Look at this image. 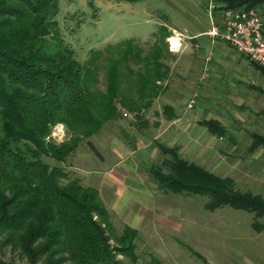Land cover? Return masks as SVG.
<instances>
[{
  "label": "trees",
  "instance_id": "obj_1",
  "mask_svg": "<svg viewBox=\"0 0 264 264\" xmlns=\"http://www.w3.org/2000/svg\"><path fill=\"white\" fill-rule=\"evenodd\" d=\"M213 1L221 13L264 5ZM58 4L0 0V264H123L118 255L136 264L138 232L124 226L117 235L98 191L67 163L123 111L146 128L144 114L168 91L164 83L175 57L170 35L159 28L147 46L129 38L90 50L82 61L60 33ZM212 124L213 135L224 138L226 130ZM57 126L69 136L58 144L51 139ZM251 139L250 152L264 147V136ZM158 148L164 159L147 174L159 190L205 198L209 212L251 214L252 229L264 231V198L183 160L177 147ZM7 252L16 259H6Z\"/></svg>",
  "mask_w": 264,
  "mask_h": 264
},
{
  "label": "rangeland",
  "instance_id": "obj_2",
  "mask_svg": "<svg viewBox=\"0 0 264 264\" xmlns=\"http://www.w3.org/2000/svg\"><path fill=\"white\" fill-rule=\"evenodd\" d=\"M209 1L211 0H59L57 22L66 43L83 61L90 50L101 49L107 44L129 38H137L147 46V43H151L150 36L159 28L166 29L170 35L168 39H179L181 37L178 34L187 30L188 20L201 15H206L210 24L215 23L214 8L210 10L211 19L208 14ZM212 5L215 7L213 0ZM257 8L264 20V5ZM168 39L166 42L169 50L175 57L170 63L169 79L164 83L168 91L161 99L166 103L177 101L185 108L192 96L182 97V89L189 90L190 83L197 78L194 73L189 76L180 69L181 61L177 60L180 53L170 49ZM220 42L235 58L232 59V66L215 63V84L220 82V88L216 91L219 94H215L218 107H215L234 141L228 135L222 140L216 139L215 175L233 180L239 192L264 198V155L261 152L249 155L246 151L251 141L250 133L264 135V118L255 115L257 106L255 110L246 98L258 105L257 97L249 94L244 86L252 83L264 90V76L253 77L249 60ZM207 77L206 75L203 79L206 80ZM260 99L264 101V96H260ZM123 113L127 112L121 113L117 123L108 124L96 138L92 137L88 142L82 143L69 157L67 165L89 172L105 168L110 163L100 167L97 158L98 153H102V145H109L116 140L125 145H136L143 130L137 126L132 115L127 113L129 117L125 118ZM51 139L58 144L68 140L69 136L62 126H57L52 131ZM90 153L93 155L91 158L77 160L83 154ZM146 157L144 162L157 166L164 159L160 153L157 156L148 154ZM210 158L206 156L197 164L209 168ZM252 159L255 160L251 161ZM140 171L139 176L148 186L149 193L144 199L148 206L140 211V227L135 240V255L138 258L136 264H150L152 258L159 264H264V231L257 233L252 229L251 214L228 208L206 211L204 204L207 199L163 192L149 178L148 172ZM110 218L115 233L119 235L129 220L126 217L120 218L116 213H111ZM193 252L203 257L205 263ZM117 257L123 264H131L122 256ZM5 258L9 260L14 256L7 252Z\"/></svg>",
  "mask_w": 264,
  "mask_h": 264
},
{
  "label": "crops",
  "instance_id": "obj_3",
  "mask_svg": "<svg viewBox=\"0 0 264 264\" xmlns=\"http://www.w3.org/2000/svg\"><path fill=\"white\" fill-rule=\"evenodd\" d=\"M215 14L216 20L214 24L220 28V14L222 13L216 5ZM211 24L206 15H201V17L189 19L186 24L187 30L184 29L182 34H178L181 37L179 38L181 40L180 46L176 49L177 53H180L179 58H177L178 61H181L179 67L189 76L194 73L197 78L190 83L189 90L182 89L184 91L181 93L182 97L183 95L192 96L186 103V107L183 108L177 101L175 103H166L161 98L156 100L144 114L146 115L144 119L149 123H147L146 128L142 129L143 134H139L136 145H125L119 140L112 141L106 146L102 145V153H98L99 156L97 158L100 167L108 162L110 163V165L107 164L108 166L105 165V168L89 172L76 166L71 167L72 171L77 172L84 178V183L87 186L98 191L109 214L116 213L120 218L126 217L129 220L126 226L136 231L140 227V211L145 210L146 206H148L144 199L149 193L148 186L140 178L139 173L141 172L140 170L146 173L150 167L157 166L156 164L149 165L144 162L143 159L147 158L146 155L157 156L160 153L158 146L161 145L168 148L177 147L179 156L183 160H190L192 161L190 163L196 165L204 157L209 156L212 158V160L210 158L209 168L198 166L215 175V144L218 142L216 139L222 140L224 138H218L213 135L211 123L214 125L215 122L220 124L226 130V135H231L230 130L221 121L220 114L218 115L217 113L218 109L216 107H218V103L215 101V94H219L216 91L220 88V82L215 84V63H224L226 67L232 66L234 65L232 59L235 57L228 53L227 47L223 46L219 39H214L207 34L211 29ZM249 63L253 77L264 76V71L259 69L260 67L257 68L250 61ZM204 72L208 76L206 80L201 78ZM244 86L249 94L257 97L258 105L252 104L246 98L247 102L255 107V110L257 106L258 110L255 115L264 118V103H262L264 101L260 99V96H264V90L252 83ZM191 101L195 102V104H193L194 106L191 109H187V105ZM199 102L200 104L198 105ZM164 107L171 108L173 112L167 113L164 111ZM216 113L217 115H215ZM172 114L174 118L169 120L167 115L171 116ZM251 134L264 136L259 133H250L251 141L250 145L246 147L247 153L255 155L261 152L264 155V147H258L254 152H250L252 144ZM143 136H146L149 141L146 142V137ZM231 136H229L230 140L234 141ZM96 137L94 136L93 138ZM83 155L84 157H82ZM83 155L78 157L79 159L77 160L89 159L93 156L92 153ZM254 160L252 159L251 161Z\"/></svg>",
  "mask_w": 264,
  "mask_h": 264
},
{
  "label": "built area",
  "instance_id": "obj_4",
  "mask_svg": "<svg viewBox=\"0 0 264 264\" xmlns=\"http://www.w3.org/2000/svg\"><path fill=\"white\" fill-rule=\"evenodd\" d=\"M209 17L213 5L209 1ZM210 37L219 39L225 43L231 50L247 58L254 65L264 69V20L258 8L249 10H226L221 14V27L211 24V29L207 33ZM169 40V39H168ZM170 49L171 45H170ZM206 76L203 73L202 79ZM193 101L187 105L191 109ZM128 118L129 115H122Z\"/></svg>",
  "mask_w": 264,
  "mask_h": 264
},
{
  "label": "bare ground",
  "instance_id": "obj_5",
  "mask_svg": "<svg viewBox=\"0 0 264 264\" xmlns=\"http://www.w3.org/2000/svg\"><path fill=\"white\" fill-rule=\"evenodd\" d=\"M172 50H176L179 47V39L172 37L169 39Z\"/></svg>",
  "mask_w": 264,
  "mask_h": 264
}]
</instances>
